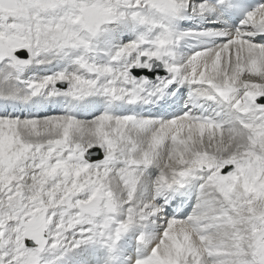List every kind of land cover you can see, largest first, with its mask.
<instances>
[{"label": "snow or ice", "instance_id": "snow-or-ice-1", "mask_svg": "<svg viewBox=\"0 0 264 264\" xmlns=\"http://www.w3.org/2000/svg\"><path fill=\"white\" fill-rule=\"evenodd\" d=\"M0 264H264V0H0Z\"/></svg>", "mask_w": 264, "mask_h": 264}]
</instances>
